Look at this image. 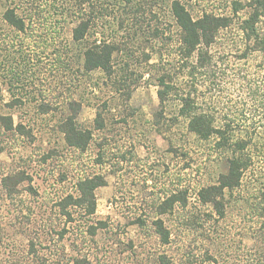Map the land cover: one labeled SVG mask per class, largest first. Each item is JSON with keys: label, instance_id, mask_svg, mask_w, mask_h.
I'll use <instances>...</instances> for the list:
<instances>
[{"label": "rangeland", "instance_id": "rangeland-1", "mask_svg": "<svg viewBox=\"0 0 264 264\" xmlns=\"http://www.w3.org/2000/svg\"><path fill=\"white\" fill-rule=\"evenodd\" d=\"M170 2L125 3L124 11L120 7L76 42L72 31L83 16L74 23L44 18L35 31L19 33L1 19L8 4L0 1V115H12L28 132L18 138L0 127V264H264V56L251 51L240 58L253 45L240 19L255 4L182 2L194 21L204 14L233 19L209 48L202 39L187 57ZM81 7L87 15L91 4ZM260 16L256 28L264 38ZM103 38L118 48L111 80L83 70L85 49ZM207 48L212 63L200 67ZM161 78L173 87L164 102L158 96ZM184 99L195 115L211 114L217 126H233L230 149H218L216 136L204 140L190 131L193 114L182 116ZM105 103L106 128L93 132L84 155L69 149L59 124L74 113L72 107L78 125L93 129L97 108ZM235 142L246 143L243 153ZM234 150L249 165L238 186L221 189ZM13 171H25L31 180L10 198L1 180ZM94 175L105 180L95 192L96 212L68 208L69 223L58 204L68 195L78 197L80 177ZM206 191L216 202L204 198ZM173 195L181 200L160 214ZM100 221L103 228L90 230ZM158 222L169 233L165 241Z\"/></svg>", "mask_w": 264, "mask_h": 264}, {"label": "trees", "instance_id": "trees-1", "mask_svg": "<svg viewBox=\"0 0 264 264\" xmlns=\"http://www.w3.org/2000/svg\"><path fill=\"white\" fill-rule=\"evenodd\" d=\"M1 1V0H0ZM91 4V8L88 14H82V5L85 3ZM133 0H5L6 9L1 13V19L5 22L9 28L13 29L15 32L19 33H29L30 31H35L33 26H37L42 19L54 18L53 16L61 17V19L69 20L74 23V20L82 17L79 24L73 29V39L76 42L83 41L92 27H96L100 20L110 17L113 14H117V10L125 5H129ZM190 0H171L170 9L173 17L175 18L176 24L181 30V45L180 51L187 57L194 53L198 46L201 45L202 39H204V44L208 48L214 42V39L219 35L220 30L227 29L231 26L233 19L227 17H216L209 14H204V17L194 21L190 14L188 13L184 3ZM42 2L46 5L43 7ZM255 4L253 13L241 20V30L246 36V40L253 45L248 47L245 54L240 56V58H245L248 53L261 52L264 56V38H260L257 33L256 25L260 21V12L264 13V0H252L250 4L253 6ZM238 6L234 8V13L238 11ZM128 9V8H127ZM136 10H143L141 5L136 6ZM84 11V10H83ZM47 12L49 13L47 16ZM86 12V11H85ZM84 12V13H85ZM110 15V16H109ZM86 17V18H85ZM118 17V16H117ZM115 17V18H117ZM95 29V28H94ZM29 31V32H28ZM155 36H158L159 30L154 32ZM248 44V45H249ZM11 49L7 47L4 49ZM204 49L203 53L199 55V66H207L211 64L213 56L209 49ZM118 51V48L109 42L107 39H101L99 41L91 43L85 49L83 53L84 62L83 70L86 74L100 71L108 80L113 79L115 75L113 67V55ZM0 52L3 53V51ZM9 61L8 54L4 55ZM147 56V60H149ZM2 61L4 62L3 58ZM119 80V79H118ZM10 82V81H9ZM116 84L122 86L123 81H114ZM12 84V83H11ZM159 85L164 87L163 90L158 92V96L161 102H164L167 97L171 94L173 87L165 82V78L159 80ZM120 90V88L118 89ZM122 90V89H121ZM130 98V95H127ZM186 103L182 109V116H189V129L191 132L195 133L198 137L204 140H209L213 137H217L216 146L220 150H227L233 146V141L235 138V129L228 123L226 125L215 124L216 117L211 114L195 115L193 112V105L189 100L184 99ZM19 103V101L12 102L8 105L9 108H13V105ZM107 104L105 103L102 108H97V115L94 119V128L82 129L77 123L76 108L72 107L74 113L69 114L64 120L59 124V131L63 135L65 145L72 149L74 152L84 155L94 139V131H102L106 128V121L103 117V109H105ZM42 112H47L48 109L45 107L41 108ZM193 112V113H192ZM233 121V120H232ZM0 127L4 129L5 132H17L20 135L28 134L23 124L19 123L14 127L13 117L11 115H0ZM235 148L240 153H243L246 143L235 142ZM236 150H234L233 158L230 161L229 173L227 176L222 177L220 182L221 189H233L239 185L242 176V171L249 165V160H246L244 155H235ZM49 158V155H48ZM47 156L45 157V160ZM96 162V161H95ZM102 164V160H97L96 164ZM31 180L30 176L27 175L25 171H17L11 173L4 177L1 181L2 188L6 191L7 196L12 198L13 194L16 195L17 189L25 181ZM105 185V180L101 175L85 176L80 177L77 182V194L78 197L68 195L61 200L58 204L60 211L63 216L68 218V222H73L72 214L68 212V208L79 207L85 210L88 216L93 215L96 212V197L95 192L97 189ZM204 198L216 202L209 191H206ZM180 195H173L167 199L162 205L160 214H165L168 210H172L175 203L180 201ZM169 206L167 208L166 206ZM159 214V213H158ZM105 223L100 221L93 228L97 230L98 228H103ZM157 224V223H156ZM143 225V224H142ZM157 233L162 238V240H167L169 237L168 231L164 228L162 222L157 224ZM64 236V234H62ZM78 263V262H77Z\"/></svg>", "mask_w": 264, "mask_h": 264}, {"label": "crops", "instance_id": "crops-1", "mask_svg": "<svg viewBox=\"0 0 264 264\" xmlns=\"http://www.w3.org/2000/svg\"><path fill=\"white\" fill-rule=\"evenodd\" d=\"M12 116V115H11ZM13 117V116H12ZM13 121H14V127H16L19 123L18 122H16L15 120H14V117H13ZM21 124H23V123H21ZM2 130L4 131V129L2 128ZM5 132V131H4ZM5 133H11V134H14L15 136H17L18 138H23V137H25V136H27L28 134H23V135H20V134H18L17 132H15V131H13V132H5ZM4 152V148L2 147V142H0V155H1V153H3ZM15 172H17V171H13V172H10V173H8L7 175H9V174H11V173H15ZM7 175H5L4 177H6ZM27 175H29L28 173H27ZM4 177H2V179L4 178ZM2 181V180H1ZM2 184V183H1Z\"/></svg>", "mask_w": 264, "mask_h": 264}]
</instances>
